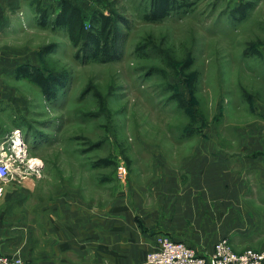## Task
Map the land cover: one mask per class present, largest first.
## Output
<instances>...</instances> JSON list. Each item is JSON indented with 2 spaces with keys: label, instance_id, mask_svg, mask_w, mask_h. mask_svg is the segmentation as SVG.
I'll use <instances>...</instances> for the list:
<instances>
[{
  "label": "rangeland",
  "instance_id": "rangeland-1",
  "mask_svg": "<svg viewBox=\"0 0 264 264\" xmlns=\"http://www.w3.org/2000/svg\"><path fill=\"white\" fill-rule=\"evenodd\" d=\"M20 1L13 33L0 40L9 86L0 154L14 191L78 193L101 211L132 191L131 178L150 179L156 162L178 163L204 139L230 161L224 179L250 182L242 160L264 157V0H177L157 21L145 18L152 0H73L87 27L96 12L112 19L110 60L91 54L94 42L41 25L38 0ZM63 1L40 0L50 22ZM27 71L48 77L49 93Z\"/></svg>",
  "mask_w": 264,
  "mask_h": 264
},
{
  "label": "crops",
  "instance_id": "crops-1",
  "mask_svg": "<svg viewBox=\"0 0 264 264\" xmlns=\"http://www.w3.org/2000/svg\"><path fill=\"white\" fill-rule=\"evenodd\" d=\"M20 2L0 0V40L13 33L17 10L23 7ZM5 53L6 48L0 49V101L9 94L8 66L1 59ZM6 134L0 131L3 143ZM211 142L200 141L178 163L156 162L150 179L131 178L132 191L101 211L78 193H21L14 191L15 183H5L0 197V254L20 255L28 264H145L160 234L208 256L221 232L229 233L236 252L263 249L264 157L248 155L242 160L250 182L248 178L229 182L224 178L230 161ZM258 149L264 151L262 146ZM223 216L232 217L229 229L223 228ZM193 227L205 234L197 239L187 235ZM211 230L218 238L207 235Z\"/></svg>",
  "mask_w": 264,
  "mask_h": 264
},
{
  "label": "trees",
  "instance_id": "trees-1",
  "mask_svg": "<svg viewBox=\"0 0 264 264\" xmlns=\"http://www.w3.org/2000/svg\"><path fill=\"white\" fill-rule=\"evenodd\" d=\"M39 2L40 0L37 2L36 10L40 14L41 25L47 26L50 24L55 28L63 27L69 31L71 37L77 36L80 40H84V45L86 47L94 42V48L91 51V54L93 53L94 57H97L99 52H101L100 59H112L113 52L109 45L108 36L113 31V28L110 26L112 19L108 15L96 12L91 18L90 26L87 27L81 7L73 0H64L60 11L55 15L52 22H50L48 17L52 13V10L42 7ZM152 2V8L146 13L145 18L151 21H157L166 17L170 13L174 6H176L175 4L177 3V0H152ZM252 5L253 4L248 3L247 5L241 6L239 11L241 10V12L245 14L248 8H251ZM97 23L100 24V28L99 32L95 33L93 27ZM21 75L27 76L36 82L45 93H49V87L52 85V81L48 77L41 76L35 72L30 73V71L28 74L24 72V74ZM181 104L183 105V102H181Z\"/></svg>",
  "mask_w": 264,
  "mask_h": 264
},
{
  "label": "built area",
  "instance_id": "built-area-1",
  "mask_svg": "<svg viewBox=\"0 0 264 264\" xmlns=\"http://www.w3.org/2000/svg\"><path fill=\"white\" fill-rule=\"evenodd\" d=\"M11 174V162L0 155V197L4 194V185ZM0 264L28 263L20 255L0 254ZM145 264H264V248H247L243 252H236L231 243L222 238L216 242L210 255L201 256L185 242L161 235L157 238L156 247L147 254Z\"/></svg>",
  "mask_w": 264,
  "mask_h": 264
},
{
  "label": "bare ground",
  "instance_id": "bare-ground-1",
  "mask_svg": "<svg viewBox=\"0 0 264 264\" xmlns=\"http://www.w3.org/2000/svg\"><path fill=\"white\" fill-rule=\"evenodd\" d=\"M20 139V138H19Z\"/></svg>",
  "mask_w": 264,
  "mask_h": 264
}]
</instances>
